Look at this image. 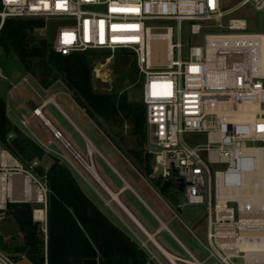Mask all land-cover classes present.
Returning a JSON list of instances; mask_svg holds the SVG:
<instances>
[{
	"label": "built area",
	"instance_id": "obj_1",
	"mask_svg": "<svg viewBox=\"0 0 264 264\" xmlns=\"http://www.w3.org/2000/svg\"><path fill=\"white\" fill-rule=\"evenodd\" d=\"M224 1L0 0V25L6 18L18 17L62 21L51 48L63 55L132 50L142 78L146 150L152 155L149 176L171 180L172 191L182 193L185 204L204 206L205 248L213 264H251L241 248V233L250 230L243 228L241 217L255 211L235 196L243 186V174L258 170L255 156L246 150H264V33L246 31L244 18H227L233 8H225ZM250 1L255 10L264 9V0H241L239 5ZM163 20L175 22L178 34L183 22H188L190 35L205 30L202 42L189 43L183 54L182 43L172 40V25H149ZM167 33L171 52L158 69L153 41ZM92 76L100 77L97 69ZM249 103L260 108L252 121L222 112H237ZM41 107L34 106L31 114L37 116ZM184 133H205L206 140L190 145L182 138ZM54 136L61 134L54 131ZM36 166L37 158L25 164L0 144V216L8 203L37 204V189L46 210L49 189L37 177ZM263 182L262 188L258 186L262 191ZM259 230L264 232V227ZM0 264L20 263L0 249Z\"/></svg>",
	"mask_w": 264,
	"mask_h": 264
},
{
	"label": "trees",
	"instance_id": "obj_2",
	"mask_svg": "<svg viewBox=\"0 0 264 264\" xmlns=\"http://www.w3.org/2000/svg\"><path fill=\"white\" fill-rule=\"evenodd\" d=\"M44 25L43 18H6L0 25V46L6 54L13 52L26 71L32 72V66L36 64L45 75L41 79L43 87L63 78L72 92L71 97L103 131L98 116L114 123L128 121L136 148L127 156L132 157L141 174L149 177L152 165L151 155L145 153L148 142L145 105L129 102L124 93L95 90L89 58L91 50L69 55L55 52L46 39L35 40L33 37L34 29ZM10 131L17 135L7 141ZM104 133L123 152L120 142L106 131ZM0 142L22 161L41 158L45 153L40 145L23 136L11 123L6 115L5 98L1 95ZM34 171L45 176L49 189L46 231L39 222L33 221L30 203H8L7 212L24 234L23 244L14 246L12 253H24L33 264H83L87 258H96L98 264H154L147 252L81 190L70 169L59 158L54 157L47 170L36 166ZM150 180L163 196H167L168 190L172 191L171 180ZM0 245L6 248L1 236ZM19 257L14 256L15 259Z\"/></svg>",
	"mask_w": 264,
	"mask_h": 264
},
{
	"label": "rangeland",
	"instance_id": "obj_3",
	"mask_svg": "<svg viewBox=\"0 0 264 264\" xmlns=\"http://www.w3.org/2000/svg\"><path fill=\"white\" fill-rule=\"evenodd\" d=\"M240 1L241 0L224 1L225 8H233L227 18L229 17L244 18L246 19V31L264 33V9L255 10L253 8L251 1L246 4L239 5ZM62 23H63L62 21L56 19H49V20L44 19V24H45L44 27H39L34 29L33 31L34 39L38 40L40 38H44L48 43H51L55 38V34L58 27H60ZM149 25H159V26L172 25L174 27L172 40L174 42L180 41L182 43L183 54L185 53L187 49V45L189 43L199 44L200 42H202V36L203 33L205 32L204 30L200 34L190 35L188 31V22H183L182 32L180 34H178L176 30V23L173 21H164V20L150 21ZM216 31H226V30L216 29ZM89 52H90L89 58L91 59V74L94 69H97L100 76L99 78H95L94 76H92V82L95 90L100 92H110L114 94L124 93L129 102L143 103L141 99L142 78L136 64L135 53L132 50L130 49H116L114 51L91 50ZM175 56H176V52H175ZM164 62L163 63L155 62L156 68L158 69L162 68ZM32 68H33L32 72L26 71L22 66L21 62L19 61V59L17 58V56L13 52L6 54L4 49L0 46V73L6 77V78H2L0 76V95H2L4 91L9 89L10 87H13V89H11V92L8 93L7 97L9 103L14 102L18 104L16 110L19 113L18 114L19 116L15 126H17L21 130L23 136L29 137L30 139L36 138L33 135V131L37 133V117L31 114L30 110L32 109V107L29 106L28 100H31L35 106H40L41 104H44V102L49 97H52L54 95L52 94L53 92L46 90L51 85L52 87L53 85L54 87L56 86L57 88H59L58 90L60 91L63 90L66 93H69L70 95L72 94L71 90H69V88L65 84V81L61 77L53 81V83L49 87H43L41 85V79H43L45 75L43 74L41 69L37 67L36 64L33 65ZM68 100L70 99L68 98ZM19 110L22 112H20ZM45 114L49 116L51 121L58 128L62 129V126H64V124L62 123V120L59 118V115L57 116V114H55L52 106L50 107L48 106L45 109ZM97 118L104 131L109 133L115 141L120 142L122 148H124L126 144H129L128 143L129 140L133 139L132 138L133 135L131 133V125L128 121H123L122 123L116 121L114 123L111 120L106 121L105 119L99 116ZM22 121H24L26 124H23ZM16 135L17 134L14 131H10V133L7 136V141H11ZM182 138L188 144L195 145L197 143L205 142L206 135L205 133H184ZM81 142L79 139H76L75 147L81 153L84 154L83 157L87 162L89 159L93 160L91 155L86 156L84 145H82ZM0 144L3 145L1 142ZM147 146H148V142H147ZM56 148L60 151L61 154L63 153L64 155L68 156L69 158H71V160L74 161L75 164L78 165L81 172L88 178V181L92 185L91 189L93 190V187L94 189H96L93 190V192H95L96 195L98 192L100 193V195L97 196L101 199V202L105 204V206H109L110 204V206H112L116 210V212L118 213L120 212V214L122 215L121 211H119V209L115 206V203L112 201L111 197L104 194L103 191L100 190L98 185L95 183V181L91 179L90 174L87 171V169L84 167V165L78 159H76V157H74L67 150L65 146H62L60 142L56 143ZM145 153L151 155L146 149H145ZM94 155L93 156L95 157V161L96 163H98L99 156L97 153H94ZM128 157L130 158L131 156L129 155ZM151 158H150V165H151ZM40 159L41 158H37V166L43 167L39 162ZM29 161L30 160H25L23 162L25 164H28ZM213 168L215 167L213 166ZM37 177L43 184L46 183V178L44 175L39 176L37 174ZM146 178L150 180L152 177L149 176ZM167 192H168L167 196L164 197L170 200L171 204L173 205V206L171 205L173 209L170 208V213L172 217L176 219L179 222V224L182 227H184V229H186V231H188L190 238L193 242L192 244L193 246H195V250H193L194 252H189L184 248L182 249V251H180L178 247H175L173 252L177 254V256L183 258L184 260L188 259L187 261L189 260L192 261L193 258H196L197 260H199L204 264H213L214 260L212 258H208V251L205 248V245L207 244L206 241L207 218H206V210L204 206L185 204V197L182 193L180 192L175 193L172 192L171 190H168ZM48 193L49 190L47 191V199H48ZM40 201H38L37 203L39 204V206L45 209L44 202H40ZM30 204L34 208L37 207L38 205L36 203H30ZM178 213L181 216H179ZM180 217L187 222L190 228H188L189 226L187 227V225L184 224L183 220ZM32 219H33V213H32ZM33 221L35 220L33 219ZM154 224L157 227L158 222L156 221V219H154ZM145 225H147L146 227L149 230H152L151 225L148 224ZM39 226L45 230L46 227L45 221L39 222ZM130 226L131 228L134 229L135 233L138 235V238H136L134 235H132L133 236L132 238L137 239L139 246H141L147 252L150 260L154 262V264H170L168 259L152 244V242L133 223H131ZM0 233H2V236L4 235L6 237L4 242L7 248L4 249L0 245V249L12 255L13 257L16 255L20 256L17 259L20 264L22 260H24V262H27V260L25 259H28L31 262V260L27 256H25L24 253L11 252V249L14 246L23 244L24 234L19 229L13 216L7 212V209L5 210L4 215L0 220ZM166 236L167 235L162 233L158 236V240L164 241V237ZM166 241L176 246V244L172 242L170 238ZM183 242L185 244L188 243L186 240L185 241L183 240ZM179 264H190V263L179 261ZM238 264H242V262L238 261Z\"/></svg>",
	"mask_w": 264,
	"mask_h": 264
},
{
	"label": "crops",
	"instance_id": "obj_4",
	"mask_svg": "<svg viewBox=\"0 0 264 264\" xmlns=\"http://www.w3.org/2000/svg\"><path fill=\"white\" fill-rule=\"evenodd\" d=\"M11 89H13V87H10L4 91L1 96L5 98L6 115L11 123L15 125L18 121L19 113L16 110L18 104L14 102H8L7 96L8 93L11 92ZM58 89L59 88L56 86L54 87V85L53 87L51 85L46 89L47 91L53 92L52 94L54 95L49 97L44 102V104H42L41 109H38V111L40 110V113L38 112V115L36 116L37 133L33 131V135L37 138V140L36 138L31 137L32 140L40 145L45 151L39 161L43 168L47 170L53 163V158H59L60 161L70 169L81 190L112 222L123 229L131 238L133 237L132 235L138 238V235L130 226L131 223H133L152 242L148 234L144 232V230H142V228L135 222L136 219L144 227V229L153 235L160 245L168 252L177 256V254L173 252L175 247H178L180 251H182L184 248L189 252H194L193 250H195V246L192 244L193 242L188 231H186V229H184V227H182L170 213V208L173 206L170 200L166 199L161 193H159L152 182L143 174H141L136 164L133 163L131 158L127 156L128 152L136 148L135 137L132 136L133 139L128 141L129 144L125 145L122 152L115 146V144L109 139L104 131H102L101 128H99L97 124L87 115L85 110L75 102L69 93H66L63 90L60 91ZM68 98L70 100H68ZM28 104L32 108L35 106L31 100H28ZM48 106H52L55 114H57V116L59 115V118L64 124L62 129L58 128L51 121L49 116L45 114V109ZM54 131H59L61 137L56 138L54 136ZM74 139H79L80 142L82 141L81 144L84 145L86 156L91 155L93 158V160L89 159L88 162H91V165L100 176L103 184L98 182L87 170L91 179L95 181L104 194L111 197L112 201L115 203V206L119 209V211H121L123 216L120 214V212H116V210L110 206V204L109 206H105V204L101 202V199L97 196L100 195V193L97 191L98 193L96 195L95 192H93V190L96 189H94V187L93 190L91 189L92 185L88 181V178L81 172L78 165L75 164L74 161L68 156L64 155L63 153L61 154L56 148V143L58 142H60L62 146H65V144L68 143L75 150V152L85 160L83 157L84 154L75 147ZM67 147V150L75 157L69 146ZM94 153H97L99 156L98 163L95 161ZM104 185L117 195L121 205L116 202L110 192H107ZM37 208L43 209V207L39 206V204L37 205ZM44 211L46 212L44 219L46 226L47 207L46 210L44 209ZM3 215L0 216V220L2 219ZM33 219L37 222H42L40 220H36L34 217ZM154 219H156L158 222V225L156 224L157 227L154 224ZM182 220L188 227L189 225L187 222L184 221V219ZM145 224L151 225L152 230H149ZM188 228H190V226ZM162 233L167 235L164 237V241L158 240V236ZM0 236L3 238V240L6 239L4 235L2 236V233H0ZM136 238L132 239L138 243ZM169 238L176 244V246L166 241ZM183 240H186L188 243L185 244ZM154 246L157 248L156 244ZM25 260H27V262L22 260L21 264H33L28 259Z\"/></svg>",
	"mask_w": 264,
	"mask_h": 264
},
{
	"label": "bare ground",
	"instance_id": "obj_5",
	"mask_svg": "<svg viewBox=\"0 0 264 264\" xmlns=\"http://www.w3.org/2000/svg\"><path fill=\"white\" fill-rule=\"evenodd\" d=\"M243 21H235V24L240 25L243 24ZM170 33L161 34L160 39H155L153 41V59L157 63H163L166 61L167 56L170 55L171 48L170 44L166 40V37H169ZM107 59V58H106ZM111 60V59H110ZM112 61V60H111ZM98 68V67H97ZM100 72V71H99ZM109 73V72H108ZM103 77V76H102ZM106 77V76H105ZM257 111H260L258 104L249 103L248 107L243 108L237 112L235 111H222L223 113L230 114L237 119H244L247 121H252L254 119V115ZM40 113V110L37 111ZM67 143V142H66ZM68 145V144H67ZM69 148L74 153L75 157L84 165V167L94 176V178L103 184L100 176L93 168L91 163L84 160L81 156L75 152V150L68 145ZM246 154L253 155L256 158L258 170L256 172H248L243 174V186L238 190L235 197H237L240 201V204L249 205L250 209L255 212L253 214H246L241 217V222L244 225L243 228L250 229L248 231H243L241 234V248L246 251V257L251 264H264V191L258 189V186H262V177L264 175V150H259L255 148H249L246 150ZM261 182V184H260ZM264 183V182H263ZM105 186V185H104ZM28 190L32 193H35L34 187L27 185ZM107 192H110L113 198L121 205V202L117 195L113 193L108 187L105 186ZM37 197V201L42 200V195L37 189V193L35 198ZM46 212L42 208H34L33 217L36 220L44 221ZM135 222L148 234L153 244L157 246V248L164 254V256L168 259L170 264H179V261L188 262L190 264H204L193 258L192 261L184 260L183 258L176 256L167 250H165L160 243L156 240V238L148 233L144 227L135 219ZM186 259V258H185Z\"/></svg>",
	"mask_w": 264,
	"mask_h": 264
},
{
	"label": "water",
	"instance_id": "obj_6",
	"mask_svg": "<svg viewBox=\"0 0 264 264\" xmlns=\"http://www.w3.org/2000/svg\"><path fill=\"white\" fill-rule=\"evenodd\" d=\"M78 156H79V154H78ZM179 181H180V183H179L178 189L180 191H182L183 190V182H182V179H179ZM83 264H98V260L96 258H87V259H84L83 260Z\"/></svg>",
	"mask_w": 264,
	"mask_h": 264
}]
</instances>
